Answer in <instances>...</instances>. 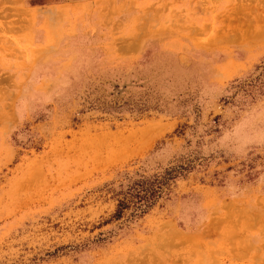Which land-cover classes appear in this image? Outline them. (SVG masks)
Wrapping results in <instances>:
<instances>
[{
  "label": "rangeland",
  "instance_id": "1",
  "mask_svg": "<svg viewBox=\"0 0 264 264\" xmlns=\"http://www.w3.org/2000/svg\"><path fill=\"white\" fill-rule=\"evenodd\" d=\"M0 264H264V0H0Z\"/></svg>",
  "mask_w": 264,
  "mask_h": 264
},
{
  "label": "trees",
  "instance_id": "2",
  "mask_svg": "<svg viewBox=\"0 0 264 264\" xmlns=\"http://www.w3.org/2000/svg\"><path fill=\"white\" fill-rule=\"evenodd\" d=\"M160 182H140L129 187L122 198L117 202L113 218H119L124 210L131 208L130 215L143 213L151 206V201L159 192Z\"/></svg>",
  "mask_w": 264,
  "mask_h": 264
}]
</instances>
